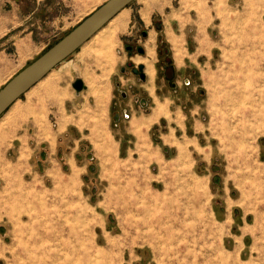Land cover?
I'll return each mask as SVG.
<instances>
[{
    "label": "rangeland",
    "instance_id": "1",
    "mask_svg": "<svg viewBox=\"0 0 264 264\" xmlns=\"http://www.w3.org/2000/svg\"><path fill=\"white\" fill-rule=\"evenodd\" d=\"M17 1L20 9L14 0L1 3L10 26L0 30V66L10 69L0 87L106 0H44L33 13L36 0ZM183 1L124 8L101 124L82 115L94 107L83 71L101 74L82 56L84 43L0 115V264H264V0H202V27ZM152 34L155 85L144 86L151 93L155 86L167 114L146 125L139 122L155 100L149 110L135 108L138 83L119 67L125 40L139 38L145 50ZM187 46L193 60L176 59L177 86L169 88L160 52L177 57L176 47ZM76 77L87 86L78 94ZM47 80L65 94L62 102L43 92ZM158 88L166 94L158 97ZM124 107L131 116L116 124ZM64 116L73 121L60 128ZM148 151L158 155L148 159ZM20 154L21 170L6 173ZM105 234L118 247H108Z\"/></svg>",
    "mask_w": 264,
    "mask_h": 264
},
{
    "label": "bare ground",
    "instance_id": "2",
    "mask_svg": "<svg viewBox=\"0 0 264 264\" xmlns=\"http://www.w3.org/2000/svg\"><path fill=\"white\" fill-rule=\"evenodd\" d=\"M255 1L260 2L262 0H255ZM199 5H200V3H197V6H196L197 9H198ZM124 18H125V13H124V9H122L111 20H109L106 25H104L93 36H91L82 46V52H81L82 56L83 57H92L94 59L95 66L97 68L101 69L100 75L95 74L94 72H90L88 70L83 71V75L87 81V86H88L89 92L93 95L94 107L90 108V107L85 106V110H84L82 115L87 116V117H92L93 120H95L97 123H100V124L102 123L103 110H104V107L106 105V100L108 98V78H109L108 74L111 72V70L114 66L115 60H116V56L114 53V46L116 44L115 33L120 28V26L122 25ZM154 50H155V39H154V35L152 34V35H149V38L146 42V47H145L146 55L145 56L137 55L134 58V60L136 62H143L145 64V72L148 76V79L150 80L151 85H152L153 80H154V66H153L151 60L149 59V57L154 55ZM46 76L44 78H42L41 80L45 79ZM53 87H54L53 80H47L42 85L41 89L43 90V92L46 95H48V97H50L52 100L54 99V101L56 103L62 102L65 94L62 92L55 94ZM30 91H31V88H30ZM231 97L234 99H235V97L238 98L237 94H235V93L230 94V97H229L230 100H231ZM154 100H155L156 106L153 108L151 115L148 118L141 120L139 122L140 124L148 125L151 122H153L159 114H167L166 106L161 101H159L157 98H154ZM238 104H240V103H238ZM9 110H10V108H9ZM7 113H9V112H7ZM249 115H256L255 110L252 111ZM35 119L38 121L37 117H35ZM72 121H73L72 116H67V117L64 116L63 121L60 124V128H62L66 123L72 122ZM140 136H142V135L140 134ZM142 138L143 137H140V139H142ZM172 139H174V138H172ZM165 140L170 141L169 138H165ZM178 149H179V153H178L179 156H182L185 152V144H178ZM156 155H158L157 151H148L147 152V158L148 159L153 158ZM24 158H25V155L20 154V157H19L18 162L16 164L5 165L6 173L17 174L22 168V163L24 161ZM78 172H79V168L76 167L72 161V170H71V173L69 175V178L71 180H73L77 176ZM198 183L202 186V185H204V180L200 179V180H198ZM97 225H100V224L90 223L88 227L91 229ZM104 237H105L104 238L105 244L108 247L109 246L111 248L114 246L118 247L119 242H117V239L111 238L110 236H108L106 234ZM96 240L97 239L95 237H93L92 242H91L92 247H95L94 243H96ZM95 248H96V250L101 249L99 247H95Z\"/></svg>",
    "mask_w": 264,
    "mask_h": 264
},
{
    "label": "water",
    "instance_id": "3",
    "mask_svg": "<svg viewBox=\"0 0 264 264\" xmlns=\"http://www.w3.org/2000/svg\"><path fill=\"white\" fill-rule=\"evenodd\" d=\"M134 0H106L78 24L66 32L61 38L46 48L35 59L14 74L0 87V115L25 92L44 78L50 70L72 54L85 43L109 20ZM170 59L167 58V61ZM165 77L171 81L174 77V68L169 65L165 69ZM174 83L172 84V86ZM71 86L78 94L87 88L81 77H76Z\"/></svg>",
    "mask_w": 264,
    "mask_h": 264
},
{
    "label": "flooded vegetation",
    "instance_id": "4",
    "mask_svg": "<svg viewBox=\"0 0 264 264\" xmlns=\"http://www.w3.org/2000/svg\"><path fill=\"white\" fill-rule=\"evenodd\" d=\"M155 27L157 29L160 28V24L155 22ZM140 36L141 38H144L147 36V31L141 29L140 30ZM139 38H135L133 42H128L125 40L124 47L126 50V59L124 61V64L120 65L119 67V73L121 75H127L131 74L134 76L135 81L138 83L137 85H134V95H133V104L135 108H144L148 109L150 108V104L154 103V94H155V86L153 87L152 93L148 90V87L144 86V83L148 81V76L145 72V64L143 62H135L133 57L135 58L136 55L145 56V50L139 43ZM163 53V55H162ZM163 56V57H162ZM167 58L170 60L167 61ZM160 59L162 60V76L164 80L167 82L169 88L175 89L176 88V73L174 69V77L171 81H168V79L165 77V69L167 66L172 65L171 57L167 54V48H163V52H160ZM174 85L172 86V84ZM186 85L189 84V80L186 79L184 82ZM120 84V77H117V81L115 82V85ZM153 85H155V80H153ZM165 90L158 88V97L165 95ZM120 99L124 100L127 98V93L123 90L119 93ZM129 118L131 116L130 109L128 108H122L120 112L116 111L113 115V120L116 124H118L121 121V117Z\"/></svg>",
    "mask_w": 264,
    "mask_h": 264
},
{
    "label": "crops",
    "instance_id": "5",
    "mask_svg": "<svg viewBox=\"0 0 264 264\" xmlns=\"http://www.w3.org/2000/svg\"><path fill=\"white\" fill-rule=\"evenodd\" d=\"M2 1L3 0H0V16H1V12L2 11H4V10H2V6L4 5V3L1 5V3H2ZM16 3V7H17V9H20L21 8V2L22 1H17V0H14ZM40 1L42 2V1H44V0H36V5H34V7L31 9V13H33L34 11H37V9H38V6L40 5ZM79 1H81V2H83V1H85V0H79ZM198 2H200V5H199V7H198V9L195 7V6H197V3ZM75 3V2H74ZM74 3H73V5H74ZM183 3L185 4V8L186 9H188V8H193L194 9V11H196L198 14H199V25L202 27L203 26V22H206L207 20V9H206V6H205V3L204 2H202V0H184L183 1ZM194 6V7H193ZM5 17H7V16H5ZM5 17H3L2 16V18H0V30H1V27L3 26V27H6V28H8L10 25L7 23V22H5L6 20L4 19ZM141 18H142V16H140ZM52 22H54V23H56V22H58V18L57 17H55L53 20H52ZM2 27V28H3ZM180 34V33H179ZM169 40V39H168ZM170 41V40H169ZM194 41H195V43H196V45L194 46V49H197V44H198V41H197V39L195 38L194 39ZM185 44L187 45L188 43H187V41H185ZM184 48V47H183ZM186 49V51L183 53L182 52V50L181 49H179V48H177L176 47V53H177V57H175L173 54H174V51L172 50V57H171V60H173V62H172V66H173V68L175 69V73H176V78H177V73H178V71H177V68H179L178 67V65H177V63H176V59H178V60H180V65H185L186 64V60H185V58L188 60V62H192V60L193 59H191V57H190V54H189V51H187L188 49H190L188 46L187 47H185ZM171 49H173V47H171ZM179 49V50H178ZM181 50V51H180ZM4 64V63H3ZM2 64V65H3ZM189 64V63H188ZM179 65V66H180ZM190 65V64H189ZM10 69V67H9V65H3V66H0V74L3 72H5L6 70L8 71ZM176 82H177V80H176ZM177 86V85H176ZM18 100V99H17ZM16 100V101H17ZM15 101V102H16ZM14 102V103H15ZM14 103H12V104H14ZM11 104V105H12ZM10 105V106H11ZM130 110H132V108H129ZM0 225H1V223H0Z\"/></svg>",
    "mask_w": 264,
    "mask_h": 264
}]
</instances>
